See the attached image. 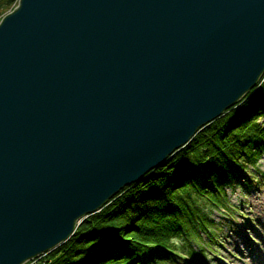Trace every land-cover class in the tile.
<instances>
[{"label": "water", "instance_id": "water-1", "mask_svg": "<svg viewBox=\"0 0 264 264\" xmlns=\"http://www.w3.org/2000/svg\"><path fill=\"white\" fill-rule=\"evenodd\" d=\"M263 73L264 0H17L0 20V264L64 243Z\"/></svg>", "mask_w": 264, "mask_h": 264}, {"label": "trees", "instance_id": "trees-1", "mask_svg": "<svg viewBox=\"0 0 264 264\" xmlns=\"http://www.w3.org/2000/svg\"><path fill=\"white\" fill-rule=\"evenodd\" d=\"M16 4L0 0V20ZM263 152L264 73L162 165L84 218L64 243L25 264H168L198 229L208 228L200 203L221 207L225 186L244 184L243 166L255 168ZM201 253L190 247L187 254L202 263Z\"/></svg>", "mask_w": 264, "mask_h": 264}, {"label": "rangeland", "instance_id": "rangeland-1", "mask_svg": "<svg viewBox=\"0 0 264 264\" xmlns=\"http://www.w3.org/2000/svg\"><path fill=\"white\" fill-rule=\"evenodd\" d=\"M242 169L244 184L241 180L239 184L236 181L230 187L225 186L221 207L200 203V211L209 221L208 228L198 229L197 238L188 241V246H183L168 264H264L263 222L258 217V213H264V152L255 168L245 165ZM238 238L256 247L257 253L251 255L252 248L242 246ZM177 243L180 245L179 240ZM189 246L198 253L203 249L198 255L202 263L187 254Z\"/></svg>", "mask_w": 264, "mask_h": 264}, {"label": "bare ground", "instance_id": "bare-ground-1", "mask_svg": "<svg viewBox=\"0 0 264 264\" xmlns=\"http://www.w3.org/2000/svg\"><path fill=\"white\" fill-rule=\"evenodd\" d=\"M261 201H262V199H260ZM263 202V205H264V200L262 201ZM251 206H253V205H251ZM257 207V206H256ZM258 210V209H257ZM256 215V214H255ZM258 217L260 218V220L263 222V227H262V231H261V234H263V236H264V213H258ZM258 222V221H257ZM238 241H240L239 243L243 246H245V247H251L252 248V254L251 255H254V253H255V251H256V253H257V248L256 247H254V246H252V245H247L248 244V242L246 243L244 240H240L239 238H238ZM236 247H238V244H236ZM263 254V253H262ZM247 256H249V255H247ZM255 256H256V254H255ZM261 256V255H260Z\"/></svg>", "mask_w": 264, "mask_h": 264}]
</instances>
